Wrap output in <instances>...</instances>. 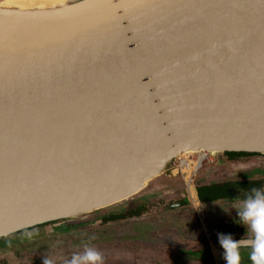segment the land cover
Listing matches in <instances>:
<instances>
[{
  "label": "water",
  "instance_id": "1",
  "mask_svg": "<svg viewBox=\"0 0 264 264\" xmlns=\"http://www.w3.org/2000/svg\"><path fill=\"white\" fill-rule=\"evenodd\" d=\"M45 10L0 15V240L127 213L188 150L264 155V0Z\"/></svg>",
  "mask_w": 264,
  "mask_h": 264
},
{
  "label": "flooded vegetation",
  "instance_id": "2",
  "mask_svg": "<svg viewBox=\"0 0 264 264\" xmlns=\"http://www.w3.org/2000/svg\"><path fill=\"white\" fill-rule=\"evenodd\" d=\"M257 156L264 155L246 153L230 157L225 154L220 160L221 162H219L239 163L246 158ZM173 172L175 177L181 173L178 168ZM170 179L163 184V187H169L166 189L172 190L173 193L171 195L173 196H169L170 203L162 201L164 205H155V207L160 209L155 215L147 216V218L141 217V214L145 211V208L141 206L134 207L128 210L127 213L112 214L103 219V222L99 225L100 227L95 231L98 235L80 237L81 241L79 243L98 249L104 257L103 264H166L169 262L168 260H170V264H224L220 255L222 250L217 243L216 234L218 232L232 233L236 239L247 236V229L239 224L236 210L233 207L239 206L251 189H264V178L240 179L238 182L222 180L208 184L203 182L198 185L193 184L196 201L192 197L184 176V181L181 178ZM199 186L215 188L216 190L210 191L212 192L211 195H215V197L206 201L203 200L199 192ZM185 190L187 193H184ZM197 201L202 207H216V211L214 213L210 211L211 213L209 212L208 215L204 211V218L201 219L192 204L196 205ZM222 205L223 208L220 207ZM150 206L147 207L148 209L146 208L149 211V215L154 213L150 211L153 206ZM177 209L181 213L177 214ZM186 210L190 213L183 214L182 212ZM202 220H205L207 229L204 227ZM159 222L162 224L156 225ZM216 222L220 224L216 225ZM172 224H174V227H171ZM184 226L187 227L185 228L187 231L182 230ZM148 234L157 238V241H155L158 242V246L154 245L155 241L151 239L143 241V236ZM106 235L110 237L107 238L105 237ZM212 241L217 245L218 258L212 249ZM65 243V248L74 244L67 241ZM107 249L109 251H103ZM20 254L22 253L15 252L12 255L14 257L12 259H15ZM38 255V253H26L25 257L30 259V264H43L42 257L36 259ZM71 255L69 254L65 259H61L57 263L53 262V264H65ZM164 256L172 258L166 259ZM20 264L23 263L21 262ZM241 264H251L249 249L247 248L241 249Z\"/></svg>",
  "mask_w": 264,
  "mask_h": 264
},
{
  "label": "rangeland",
  "instance_id": "3",
  "mask_svg": "<svg viewBox=\"0 0 264 264\" xmlns=\"http://www.w3.org/2000/svg\"><path fill=\"white\" fill-rule=\"evenodd\" d=\"M197 155V156H196ZM193 158L192 155L188 156V160L195 161L196 158L199 157L200 153L196 154ZM192 156V157H191ZM193 158V159H192ZM223 158L222 154L215 153L211 160H208L205 162L203 167H201L193 176V182L192 184H201L203 183H213L217 181L227 180V181H233L238 182L240 179H249V178H264V156H257L253 158H246L245 160L239 162V163H220ZM181 159L176 158L172 163L169 164L167 170L163 175L160 177L154 179L151 181L148 186L138 195L133 198H131L129 201H125V205L127 204L132 208L141 206L145 208V211L141 214V217L147 218V216H153L156 214L158 210H160L158 207H155V205H164L162 201L169 202L170 195L173 193L172 190H168L166 187L164 188L163 184L165 182H168V180H171L170 178H178L183 179V176L181 173L177 174L176 177L173 175L174 170L179 168V165ZM220 161V162H219ZM172 176V177H171ZM171 182V181H169ZM185 185V182H184ZM194 186V185H193ZM196 188V186H195ZM172 189V188H171ZM184 193H187L186 190ZM173 196V195H171ZM170 203V202H169ZM168 203V204H169ZM121 204V207H117L116 210L123 209V205ZM195 207V210H197V213L199 214L200 218L203 219L205 212L208 213L211 211L214 213L216 211V207H202L199 204L192 203ZM151 212H154L153 214L149 215V211L147 210V207H151ZM223 208V205L220 206ZM147 208V209H146ZM204 208V210H203ZM210 212V213H211ZM176 213H181L180 210H176ZM174 213V214H176ZM184 213H190L187 210L182 212ZM203 221L204 227L207 229L205 220ZM162 224L159 222L156 225ZM216 225H219L220 223H215ZM127 226V225H125ZM147 226V225H144ZM174 227V224L171 225V227ZM98 227L95 226L89 229L81 230V231H70L68 229H63L64 225L60 228H53V226H47L46 232L43 236L38 238H31L30 240L21 241L20 237L21 235H26L28 232H40L42 229L40 227L33 228V230L29 231L26 230L24 232H20L17 234L12 235L9 238H5L0 240V264H20L21 262L23 264H30V259L25 257L26 253H38L36 259H40L41 257H48L50 258L54 263H57L59 260L65 259L69 254H72L73 252H79L82 251L84 245L80 244L81 241L80 237H86V236H93L95 234L98 235L95 231L98 230ZM183 231L186 226L182 227ZM173 229V228H172ZM174 230V229H173ZM60 231V232H59ZM178 231H180L178 229ZM181 232V231H180ZM105 237L109 238V235H106ZM143 241L152 240L157 241V238L151 236L150 234L143 236ZM79 240V241H78ZM73 242L74 244H71L70 246H67L65 248V242ZM154 243V245L158 246V242ZM84 242V241H82ZM65 243V244H64ZM82 246V247H81ZM217 245L215 242L212 241V249L216 250L218 252V248H216ZM98 250V249H97ZM213 250V251H214ZM104 252L109 251L108 249ZM15 252H21L22 254L18 255L15 259H12V255H14ZM143 252V251H142ZM156 253V252H155ZM166 259H170L172 257L170 256H164ZM166 264H170V260Z\"/></svg>",
  "mask_w": 264,
  "mask_h": 264
},
{
  "label": "clouds",
  "instance_id": "4",
  "mask_svg": "<svg viewBox=\"0 0 264 264\" xmlns=\"http://www.w3.org/2000/svg\"><path fill=\"white\" fill-rule=\"evenodd\" d=\"M233 208L239 224L247 229V236L236 239L232 233L216 234L224 264H241L242 248L249 249L251 264H264V189H251L239 206ZM103 260L99 250L85 245L82 251L72 253L65 264H103ZM43 264L53 261L44 257Z\"/></svg>",
  "mask_w": 264,
  "mask_h": 264
},
{
  "label": "bare ground",
  "instance_id": "5",
  "mask_svg": "<svg viewBox=\"0 0 264 264\" xmlns=\"http://www.w3.org/2000/svg\"><path fill=\"white\" fill-rule=\"evenodd\" d=\"M68 1L69 0H4L0 2V15L1 14H4V15L18 14V15L24 16L25 13H29L32 10H34V7L40 8V9L51 10L55 6L62 5ZM198 153H200V155L198 158H196L195 161L188 160L189 155H192L194 158V156ZM214 154H215V151L188 150L184 154L178 157L179 159H181L180 161L181 164L179 165L178 169L180 170L182 174H184V177L189 185V190L192 193V197L195 199V201L197 200V198H196L195 190L193 189L194 187L192 184L193 176L203 166V164L206 161L212 159ZM95 185L98 186V183L96 182L92 184V186H95ZM196 204H198V201L196 202ZM216 250H214V253L218 258V254H217L218 252Z\"/></svg>",
  "mask_w": 264,
  "mask_h": 264
},
{
  "label": "trees",
  "instance_id": "6",
  "mask_svg": "<svg viewBox=\"0 0 264 264\" xmlns=\"http://www.w3.org/2000/svg\"><path fill=\"white\" fill-rule=\"evenodd\" d=\"M228 155V156H230V157H234V156H236V155H240V154H246L245 152H226V153H224L223 155ZM214 185H216V184H214ZM200 187V189H199V192H200V195H201V197H202V199L203 200H209L210 198H213V197H215V195L213 196V195H211V193L212 192H210V191H212L213 189H215V188H213V187H210V186H205V187H202V186H199ZM215 187H217V186H215ZM221 188V187H220ZM219 189V188H218ZM216 190V189H215ZM221 190V189H220ZM219 191V190H218ZM217 195V194H216Z\"/></svg>",
  "mask_w": 264,
  "mask_h": 264
},
{
  "label": "snow or ice",
  "instance_id": "7",
  "mask_svg": "<svg viewBox=\"0 0 264 264\" xmlns=\"http://www.w3.org/2000/svg\"><path fill=\"white\" fill-rule=\"evenodd\" d=\"M126 6H139V5H123V4H121V5H115V6L109 5V7H117V8H119V7H126Z\"/></svg>",
  "mask_w": 264,
  "mask_h": 264
}]
</instances>
